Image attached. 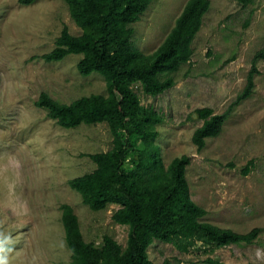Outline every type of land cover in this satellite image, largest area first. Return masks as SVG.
Segmentation results:
<instances>
[{
    "label": "rangeland",
    "instance_id": "obj_1",
    "mask_svg": "<svg viewBox=\"0 0 264 264\" xmlns=\"http://www.w3.org/2000/svg\"><path fill=\"white\" fill-rule=\"evenodd\" d=\"M187 1L154 0L133 25V47L153 53ZM209 2L192 58L174 75L175 85L156 97L138 94L144 107L163 118L155 140L163 164L190 158L186 179L192 201L207 212L204 221L239 234L260 232L251 245L197 244L185 253L155 241L148 249L154 264H264V62L257 63L252 96L232 107L220 135L207 139L200 152L192 143L202 125L195 110L222 115L245 87L252 58L264 46V0L246 8L231 0ZM63 26L81 34L60 0H0V259L7 264L71 263L61 223L64 204L73 208L86 242L99 244L108 235L124 248L128 238V227L112 221L117 206L92 212L68 186L94 171L84 155L111 149L108 127L66 130L35 107L41 92L64 104L106 95L100 75H79L81 56L59 63L40 59L54 48Z\"/></svg>",
    "mask_w": 264,
    "mask_h": 264
},
{
    "label": "trees",
    "instance_id": "obj_2",
    "mask_svg": "<svg viewBox=\"0 0 264 264\" xmlns=\"http://www.w3.org/2000/svg\"><path fill=\"white\" fill-rule=\"evenodd\" d=\"M60 1L68 7L81 34L74 36L63 26L54 48L40 59L59 63L69 55L81 56L79 75H100L106 82V95L92 94L64 104L41 92L35 107L45 110L50 120L66 130L82 125L108 127L111 149L84 155L95 165L94 171L68 181V186L92 212L117 206L112 221L129 229L124 248L108 235L99 244L86 242L73 208L62 205L61 223L70 264H154L148 249L155 241L171 244L183 253L197 244L214 248L253 244L259 229L239 234L204 221L207 212L192 201L186 179L190 158L181 156L168 166L163 164L155 144L156 126L163 118L151 107H144L138 94L156 97L175 85L174 75L192 58V43L209 11V0H188L151 54L134 48L132 38L133 25L154 0ZM231 1L246 8L255 0ZM18 2L30 5L35 0ZM258 62H264V46L254 54L245 87L224 114L215 115L208 108L195 110L202 121L192 135L198 152L207 139L220 135L232 107L252 96ZM250 166L248 163L244 168V175ZM206 263L220 264L212 259Z\"/></svg>",
    "mask_w": 264,
    "mask_h": 264
},
{
    "label": "clouds",
    "instance_id": "obj_3",
    "mask_svg": "<svg viewBox=\"0 0 264 264\" xmlns=\"http://www.w3.org/2000/svg\"><path fill=\"white\" fill-rule=\"evenodd\" d=\"M0 264H7L6 259H0Z\"/></svg>",
    "mask_w": 264,
    "mask_h": 264
},
{
    "label": "water",
    "instance_id": "obj_4",
    "mask_svg": "<svg viewBox=\"0 0 264 264\" xmlns=\"http://www.w3.org/2000/svg\"><path fill=\"white\" fill-rule=\"evenodd\" d=\"M195 116V115H194Z\"/></svg>",
    "mask_w": 264,
    "mask_h": 264
}]
</instances>
